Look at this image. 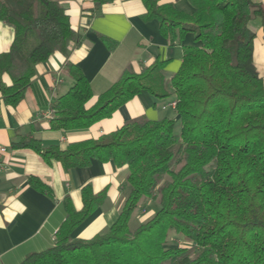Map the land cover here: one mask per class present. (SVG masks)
Returning a JSON list of instances; mask_svg holds the SVG:
<instances>
[{
  "label": "trees",
  "instance_id": "obj_1",
  "mask_svg": "<svg viewBox=\"0 0 264 264\" xmlns=\"http://www.w3.org/2000/svg\"><path fill=\"white\" fill-rule=\"evenodd\" d=\"M93 1L98 7L108 0ZM141 1L143 19L157 20L170 43L192 34L191 43L181 44L178 71L168 82L158 60L140 72L124 70L86 107L90 83L67 62L73 84L54 103L50 128L86 129L146 91L156 98L174 95L179 132L172 118L139 116L64 149L42 146L34 137L11 143L33 149L47 163L57 160L65 170L94 159L128 170L122 207L107 230L88 239L70 236L106 195L86 184L80 209L69 196L62 200L64 219L53 243L17 264H264V80L254 64L255 33L249 26L263 15L262 6L252 0H187L193 8L188 13L172 3ZM0 21L12 28L10 45L0 52V98L15 106L35 64L54 52L67 53L81 37L56 0H0ZM28 182L50 193L36 177ZM142 198L155 200L157 208L131 229ZM170 234L191 245H167Z\"/></svg>",
  "mask_w": 264,
  "mask_h": 264
},
{
  "label": "crops",
  "instance_id": "obj_2",
  "mask_svg": "<svg viewBox=\"0 0 264 264\" xmlns=\"http://www.w3.org/2000/svg\"><path fill=\"white\" fill-rule=\"evenodd\" d=\"M56 1L65 8L80 42L67 53L54 52L46 61L36 63L31 84L17 105H6L0 98V148H4L0 151V264H17L27 254L50 246L64 219L62 200L69 196L74 208L80 209V190L86 184L94 193L105 189L106 195L70 236L88 239L107 230L122 207L121 185L128 173L127 166L117 167L112 161L96 159L88 166L65 170L59 161L47 163L33 149L14 148L11 143L34 137L42 146L53 144L64 149L70 142L97 138L139 116L175 121L179 117L171 107L173 116L166 114V104L174 100L173 94L156 98L141 91L109 117L86 129H51L47 114L73 84L66 71L67 62L78 66L90 83L93 95L86 103L89 107L124 70L140 72L158 60L164 62L162 71L169 82L181 65V44L192 42V34L188 33L182 43H170L160 33L157 20L143 19L141 0H108L98 7L93 0ZM158 1L172 3L184 12L193 10L187 0ZM252 1L263 9V15L250 20L249 26L255 33L254 64L264 80V0ZM103 38L113 41L111 49ZM11 40L12 28L0 21V52L8 49ZM4 79L8 80L5 75ZM31 176L48 186L50 193L32 187L28 182Z\"/></svg>",
  "mask_w": 264,
  "mask_h": 264
},
{
  "label": "rangeland",
  "instance_id": "obj_3",
  "mask_svg": "<svg viewBox=\"0 0 264 264\" xmlns=\"http://www.w3.org/2000/svg\"><path fill=\"white\" fill-rule=\"evenodd\" d=\"M166 114L167 116H173L174 112L170 109V107L166 108ZM175 132H179L180 129V120L179 117L175 121ZM157 208V203L155 200L148 201L145 203L144 198H142L135 210L133 211L130 220H129V227L131 229H134L139 223L148 220L154 213V210ZM153 210V212H151ZM167 245H185V246H190L191 243L184 241L180 236H177L175 234H170L169 239H168V244Z\"/></svg>",
  "mask_w": 264,
  "mask_h": 264
},
{
  "label": "built area",
  "instance_id": "obj_4",
  "mask_svg": "<svg viewBox=\"0 0 264 264\" xmlns=\"http://www.w3.org/2000/svg\"><path fill=\"white\" fill-rule=\"evenodd\" d=\"M166 106H169V107H171V108H174V107H175V100H172V101L168 102V103L166 104ZM162 107L164 108L165 106H162ZM47 116H48L50 119H52V117H53V110H50L49 113L47 114ZM0 151H4V148H0Z\"/></svg>",
  "mask_w": 264,
  "mask_h": 264
}]
</instances>
